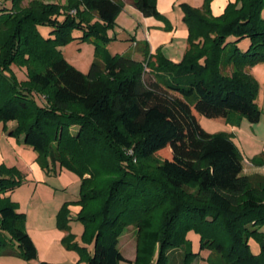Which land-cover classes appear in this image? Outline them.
Returning a JSON list of instances; mask_svg holds the SVG:
<instances>
[{
  "label": "trees",
  "instance_id": "16d2710c",
  "mask_svg": "<svg viewBox=\"0 0 264 264\" xmlns=\"http://www.w3.org/2000/svg\"><path fill=\"white\" fill-rule=\"evenodd\" d=\"M129 1L145 16L164 17L157 0ZM212 1L183 5L188 48L175 63L147 48L143 59L109 51L108 29L124 0H0V123L40 153L44 169L66 166L82 175L77 219L93 248L69 247L87 264L130 261L119 247L129 225L136 227L134 264H193L199 252L190 231L214 253L211 264H264V175L244 174L234 140L208 132L198 117L228 120L236 112L261 121L258 85L242 67L264 61V0H229L220 15ZM76 38L96 43L87 73L60 48ZM245 39L246 50L239 45ZM14 66L26 70L25 79ZM15 172L0 169V253L30 261L38 248L26 213L6 196L21 183ZM57 221L69 228L67 203Z\"/></svg>",
  "mask_w": 264,
  "mask_h": 264
},
{
  "label": "rangeland",
  "instance_id": "374dc122",
  "mask_svg": "<svg viewBox=\"0 0 264 264\" xmlns=\"http://www.w3.org/2000/svg\"><path fill=\"white\" fill-rule=\"evenodd\" d=\"M30 1L31 0H24L23 6H27ZM64 1L65 3L68 2V0ZM54 2L61 3L59 0ZM184 4L189 3L185 0L178 2L174 11V18L177 15L176 11L181 12L179 14L181 15V22L187 25L184 19ZM139 14L141 13L131 5H124L116 24L108 29V35L111 38L108 48L112 54H117L118 52L124 54L126 53L125 49L131 47L134 41L141 40L142 27L139 23ZM142 20H144L143 16ZM43 30L48 32L49 28H44ZM75 33L78 35L80 31L76 30ZM239 45L246 50L250 45V40H241ZM60 48L62 49L64 57L84 73L89 71L96 57V43L93 40L76 38L60 46ZM185 54L186 50L184 46H180L178 42H174V61H172L175 63L182 62ZM14 67L18 77L20 79H25L27 75L26 70L17 66ZM231 71L232 68H229L228 72L230 73ZM242 71L250 75L258 85L255 101L262 110L261 121L258 123H251L246 117L236 112H233L232 114L234 115H231L228 120L209 118L200 114H198V117L201 125L208 132L214 134H227L234 140L246 163L245 166L250 165L251 163L249 164L248 162L251 160L255 165L263 167L264 61H259L252 65H244ZM36 96L40 98L38 94H36ZM22 144L23 143L17 136L7 135V130L1 122L0 169L14 167L18 171L15 172L14 176L16 179L20 180L21 183L16 189L7 193L11 195L13 201L17 202L18 210L26 213L24 225L25 228L28 227L32 234L31 236H33L37 242L36 245L38 247L39 256L36 259L28 261L18 256L15 257L0 253V264H38L41 261H48L53 264H87L86 256L83 255V253L75 248L69 247L72 243H79L87 246L88 249L93 248V241L89 233H85V225L81 220L77 219L79 213L76 211V208L79 207L81 210V205L76 203V201L81 197L82 175L66 166L59 168L58 172L44 169L40 163V153L33 147L28 145L24 147ZM157 156L162 159L166 157L164 151L158 152ZM257 156L258 158L253 160ZM159 161L160 160L156 158L152 161V164L156 165ZM35 166H38L40 171L33 170ZM3 173L7 174V172ZM257 173L263 174L260 172ZM65 203L69 205L70 209V221L67 230L59 228L57 221L58 212ZM54 227L62 231L63 234L60 240L56 239L55 242L51 243L49 238L53 239L56 236ZM69 235H71V237L65 239V237ZM188 238L192 242L193 250L199 252L198 259H196L193 264H211L210 261H208V257L212 254L214 255V253H212L210 249H202L201 236L195 231H190L188 233ZM250 243L252 250L255 253H259L261 250L260 242L252 238ZM119 247L126 257L136 254L137 237L136 227L134 225L126 227V230L120 236ZM120 264L134 263L132 261H121Z\"/></svg>",
  "mask_w": 264,
  "mask_h": 264
},
{
  "label": "crops",
  "instance_id": "0c3cea01",
  "mask_svg": "<svg viewBox=\"0 0 264 264\" xmlns=\"http://www.w3.org/2000/svg\"><path fill=\"white\" fill-rule=\"evenodd\" d=\"M46 1L54 2L56 0H46ZM179 1L181 0H157L158 9L164 16L162 18H157L154 16H145L140 10H138L132 4V2H130L129 0H124L126 5H131L137 11H139V13H141L139 14V17H140L139 23L142 27L141 40L134 41L133 44H131V47H128L127 49H125V52L126 53L135 52L134 56L136 58L143 59L144 56L141 54V50H144L147 48L149 50V54L156 55L158 53H162L167 58L174 61V42H178L180 46H184L185 50H187L188 48L187 39L189 35L188 26L181 22V15H179L181 12L176 11L177 15L174 18V11ZM185 1H187L190 5L194 7H200L202 6L204 2V0H185ZM59 2L65 4L64 0H59ZM228 2L229 0H213L211 4L213 14L214 15L222 14ZM142 16L144 17V20H142ZM231 115H234V114L231 113L229 118L231 117ZM15 125H16V121L8 122L9 128L14 127ZM7 135H8V132H7ZM22 145L24 147H27L25 144H22ZM248 163L249 164L251 163V164L248 166H245L246 163L243 161V164H244L243 173L244 174L251 175L257 172L264 174V166L262 167L259 165H255L254 163L251 162V160ZM39 169L40 168H38V166H35V169L33 167V170L40 171ZM6 196L11 197V195L8 193H6ZM76 211L79 212L80 208L79 207L76 208ZM26 228L29 231V234L32 235L28 227ZM54 230L56 232V236L53 239L49 238L51 243L55 242L56 239L60 240L63 234V232L58 230L56 227H54ZM31 237L33 238V236ZM33 240L34 242H36L34 238ZM35 244H37V242ZM9 256H15V255L9 254ZM38 256H39V251H38ZM126 258L130 261H134L136 258V254L130 255V257H126Z\"/></svg>",
  "mask_w": 264,
  "mask_h": 264
}]
</instances>
